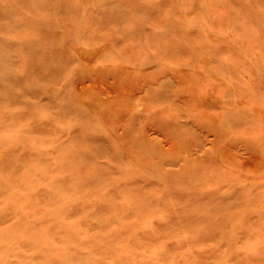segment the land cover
Listing matches in <instances>:
<instances>
[{"label":"rangeland","instance_id":"rangeland-1","mask_svg":"<svg viewBox=\"0 0 264 264\" xmlns=\"http://www.w3.org/2000/svg\"><path fill=\"white\" fill-rule=\"evenodd\" d=\"M15 164L0 264H264V0H0Z\"/></svg>","mask_w":264,"mask_h":264},{"label":"bare ground","instance_id":"bare-ground-1","mask_svg":"<svg viewBox=\"0 0 264 264\" xmlns=\"http://www.w3.org/2000/svg\"><path fill=\"white\" fill-rule=\"evenodd\" d=\"M13 155H17V153L13 152ZM17 158H19L18 161L20 164H27V160L25 157L17 155ZM20 164L19 165L15 164L18 169H14L10 172L8 178L6 177V181H4V184L0 183V188L6 187V189L4 191L0 190V197L8 196V197H11V198L16 199V200L19 197V195H21L24 198L28 197V193L27 192H21V191H25V190L20 189V186H18L16 184V181H14V180H16L17 177H21V173L19 174V171L23 167L26 169V165H24L21 169H19ZM17 182L20 183L21 181H17ZM12 187L14 189H12Z\"/></svg>","mask_w":264,"mask_h":264}]
</instances>
